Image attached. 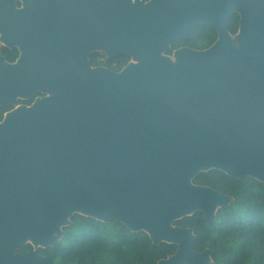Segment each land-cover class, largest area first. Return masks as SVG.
<instances>
[{"label":"water","instance_id":"water-1","mask_svg":"<svg viewBox=\"0 0 264 264\" xmlns=\"http://www.w3.org/2000/svg\"><path fill=\"white\" fill-rule=\"evenodd\" d=\"M29 19L31 32L13 31ZM206 23L218 33L211 47L164 55ZM0 31L25 59H56L21 61L24 70L0 61L1 103L54 94L0 123V264H53L39 248L76 213L177 244L159 264H212L213 251L192 249L194 230L174 222L197 211L213 221L229 205L192 182L201 172L264 182V0H34L24 10L0 0ZM240 32L237 51L228 38ZM90 49L140 62L92 69ZM27 244L35 249L19 253Z\"/></svg>","mask_w":264,"mask_h":264},{"label":"trees","instance_id":"trees-1","mask_svg":"<svg viewBox=\"0 0 264 264\" xmlns=\"http://www.w3.org/2000/svg\"><path fill=\"white\" fill-rule=\"evenodd\" d=\"M229 31L236 35L240 15L228 19ZM215 28L206 23L198 26L188 39L173 41L168 55L181 47L205 50L217 40ZM105 53L98 52L100 65ZM128 53L107 58L105 66L120 72L131 61ZM7 108L0 107V121ZM195 185L213 188L231 198L229 205L216 212L213 221H206L197 211L174 222L175 225L192 228L196 251L209 249L212 264H264V182L253 177L230 176L218 169L199 173L193 178ZM71 225L63 227L64 236L53 246L39 248V253L53 264H157L173 254L177 245L166 242L154 244L148 233L132 232L124 223H106L95 218L74 214ZM34 247L27 244L18 252L27 253Z\"/></svg>","mask_w":264,"mask_h":264},{"label":"flooded vegetation","instance_id":"flooded-vegetation-1","mask_svg":"<svg viewBox=\"0 0 264 264\" xmlns=\"http://www.w3.org/2000/svg\"><path fill=\"white\" fill-rule=\"evenodd\" d=\"M21 1L22 0H15V8L17 10H24L26 8H31L33 6V4H34V0H23L24 1L23 3H21ZM32 24H33V20L29 19L28 23L24 27H20L19 21L16 20L15 21V27H14L13 31L16 32V33H25V32L28 33V32H31ZM98 52L99 51L97 49H92V50L90 49L89 51H87V53H85V60L89 61V66L92 69H95V68H98V67H102V68H107V69H109L111 71H114L113 69H111V68H109V67H107V66H105L103 64V63L106 62L105 60L107 58H110L106 54H105L106 57L102 59V61H101L102 63L100 65H93L92 64L91 61H98V58H97V53ZM100 53H102V52H100ZM28 55L29 56H27V58L25 59L24 58L25 57V50L22 48V45L20 43H18V42H14L13 44H9L4 39L3 33L0 31V61L1 62H4L5 64L10 65V66L16 65L17 67H19V68L24 70L26 67L23 66L21 61H56V59L50 60V59H45V58H34L33 57V55H34L33 50H29L28 51ZM77 56H78V52L74 48V50H73V58L72 59L69 58L68 61H73V60L76 61V57ZM125 67L126 66H124L123 69ZM1 78H2V76L0 74V79ZM42 92H48V91L35 90L34 93H32L29 97H26V96L24 97V96L19 95V96L16 97V102H17V104L19 106H28V107H30L31 105H33L35 103V101L37 99H41V98L44 97V93H42ZM20 98H23V99H20ZM0 107L7 108V110L3 114L2 121H0V123H2L4 121V119L10 117V115L13 113V110H15V108H14L13 102H6L5 104L0 102ZM174 226H177V225L174 224ZM178 227H181V226H178ZM182 228H185V227H182ZM169 244H172V243H169ZM175 245H177V244H175ZM191 246H192V243H191ZM177 249H178V245H177ZM177 249H176V251H177ZM192 249L195 252H197V253H202L205 250H209V249H205L203 251H196L193 247H192ZM176 251L173 254L167 255L166 258L160 259L157 262V264H159V262L162 261V260L169 259L171 256H173L176 253Z\"/></svg>","mask_w":264,"mask_h":264},{"label":"bare ground","instance_id":"bare-ground-1","mask_svg":"<svg viewBox=\"0 0 264 264\" xmlns=\"http://www.w3.org/2000/svg\"><path fill=\"white\" fill-rule=\"evenodd\" d=\"M242 36V33L240 32L239 35H238V39H236V43L238 45V47L234 46V42H235V39L233 38H228L230 40V43L233 45V47L236 48L237 51H240L241 50V47H242V42H241V37ZM165 55V54H164ZM170 62L171 65L175 66V67H179L180 66V62L178 60V57H177V54L171 56V57H168L167 58ZM79 211H82V210H79ZM54 237V236H53ZM27 241L28 242H33V238L29 235L27 237ZM209 260V259H208ZM205 262H203L204 264Z\"/></svg>","mask_w":264,"mask_h":264},{"label":"rangeland","instance_id":"rangeland-1","mask_svg":"<svg viewBox=\"0 0 264 264\" xmlns=\"http://www.w3.org/2000/svg\"><path fill=\"white\" fill-rule=\"evenodd\" d=\"M24 1L22 0L21 1V3H23ZM234 46H236V47H238V45H237V43H236V39H235V42H234ZM165 53V55L167 54L168 55V52L166 51V52H164ZM131 61H133L135 64H138L140 61H135V60H131ZM42 93H44V97L43 98H41V99H44V98H49V97H52L54 94L53 93H49V92H42ZM20 99H23V98H20ZM41 99H37L36 101H38V100H41ZM35 101V102H36ZM20 106L16 103V104H14V108L15 109H18ZM40 247V246H39ZM34 249H35V246H34Z\"/></svg>","mask_w":264,"mask_h":264},{"label":"built area","instance_id":"built-area-1","mask_svg":"<svg viewBox=\"0 0 264 264\" xmlns=\"http://www.w3.org/2000/svg\"><path fill=\"white\" fill-rule=\"evenodd\" d=\"M132 1H136V0H132ZM145 2H149V1H151V0H144Z\"/></svg>","mask_w":264,"mask_h":264}]
</instances>
